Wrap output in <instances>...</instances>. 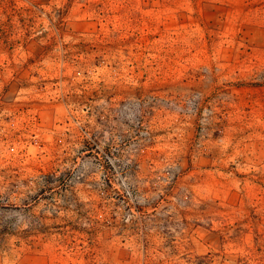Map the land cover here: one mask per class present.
<instances>
[{
  "label": "rangeland",
  "instance_id": "obj_1",
  "mask_svg": "<svg viewBox=\"0 0 264 264\" xmlns=\"http://www.w3.org/2000/svg\"><path fill=\"white\" fill-rule=\"evenodd\" d=\"M0 264H264V0H0Z\"/></svg>",
  "mask_w": 264,
  "mask_h": 264
}]
</instances>
